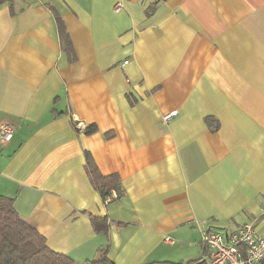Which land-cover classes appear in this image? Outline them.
Listing matches in <instances>:
<instances>
[{"label":"crops","instance_id":"1","mask_svg":"<svg viewBox=\"0 0 264 264\" xmlns=\"http://www.w3.org/2000/svg\"><path fill=\"white\" fill-rule=\"evenodd\" d=\"M4 124L0 196L50 250L207 264L204 235L264 234V0H0ZM85 152L120 198H100Z\"/></svg>","mask_w":264,"mask_h":264},{"label":"trees","instance_id":"2","mask_svg":"<svg viewBox=\"0 0 264 264\" xmlns=\"http://www.w3.org/2000/svg\"><path fill=\"white\" fill-rule=\"evenodd\" d=\"M57 29L62 49L70 59L72 48L65 26L61 19H57ZM97 131L95 126H88L84 134L91 135ZM85 169L100 198L107 200L116 194L117 198L123 195L120 179L116 174L104 176L97 169L89 152L84 153ZM94 231L104 233L107 229L106 221L91 218ZM106 249H101L95 260L81 264H114L107 256ZM264 259L259 264H263ZM0 264H78L68 256L50 250L45 238L38 233L35 227L22 219L14 208L13 199L0 196Z\"/></svg>","mask_w":264,"mask_h":264},{"label":"built area","instance_id":"3","mask_svg":"<svg viewBox=\"0 0 264 264\" xmlns=\"http://www.w3.org/2000/svg\"><path fill=\"white\" fill-rule=\"evenodd\" d=\"M122 8V3H116L113 10L117 13ZM175 115L176 112H171L163 116L162 120L167 123ZM12 133V126L1 125L0 143L10 141ZM202 241L211 250L207 264H259L264 259V234H258L251 223L242 224L236 232L228 236L218 233L206 234Z\"/></svg>","mask_w":264,"mask_h":264}]
</instances>
